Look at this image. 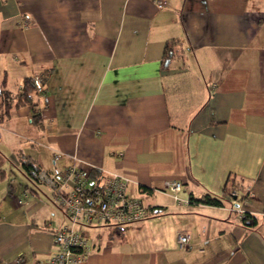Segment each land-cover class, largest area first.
<instances>
[{"label":"crops","instance_id":"crops-1","mask_svg":"<svg viewBox=\"0 0 264 264\" xmlns=\"http://www.w3.org/2000/svg\"><path fill=\"white\" fill-rule=\"evenodd\" d=\"M29 76L48 94L42 125L29 107L0 125V264H48L50 223L87 240L82 264H264V0H0V87ZM24 161L124 176L155 213L74 226ZM172 180L224 205L173 207Z\"/></svg>","mask_w":264,"mask_h":264},{"label":"built area","instance_id":"built-area-1","mask_svg":"<svg viewBox=\"0 0 264 264\" xmlns=\"http://www.w3.org/2000/svg\"><path fill=\"white\" fill-rule=\"evenodd\" d=\"M154 2L160 7L167 5V0ZM37 182L56 195L60 209L74 226H122L141 222L155 213L154 209L128 193V180L118 174H113L104 184H91L86 172L72 167L57 175L39 171ZM165 186L174 200L173 207L191 205L190 200L180 197L184 189L181 181H167ZM232 194L237 197V192ZM243 213V210H237V216ZM48 227L54 233L57 249L50 254L48 264H82L90 253L87 240L74 228H57L52 223ZM177 244L181 250H187L191 246V236L179 235Z\"/></svg>","mask_w":264,"mask_h":264},{"label":"trees","instance_id":"trees-1","mask_svg":"<svg viewBox=\"0 0 264 264\" xmlns=\"http://www.w3.org/2000/svg\"><path fill=\"white\" fill-rule=\"evenodd\" d=\"M154 1V0H153ZM172 48V43H169L167 46V59L166 64L171 62L174 52L170 50ZM47 88H46V77H41L39 79L36 76H29L23 80L22 86L17 93H12L7 86V81L4 79L3 83L0 87V125L4 124L9 118L12 116V113L16 110H20L22 108H32L33 109V122L37 125H42V116L39 112L38 108L43 102V98L47 96ZM44 107H46V102ZM25 164L28 165L29 171L32 175L37 179V175L39 173V169L35 168L33 162L24 161ZM31 168V169H30ZM230 182V181H229ZM232 184L227 188H225L224 194L228 199L235 198L232 194V187L234 186V181L231 180ZM191 205L194 203L209 205L214 207H222L224 205L223 199L218 198L216 196L207 194L206 196L200 199H191ZM245 224L249 227L256 225V219L246 215ZM118 233V231H117Z\"/></svg>","mask_w":264,"mask_h":264}]
</instances>
